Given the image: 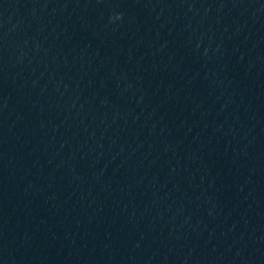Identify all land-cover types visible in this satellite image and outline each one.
<instances>
[{
  "label": "water",
  "instance_id": "water-1",
  "mask_svg": "<svg viewBox=\"0 0 264 264\" xmlns=\"http://www.w3.org/2000/svg\"><path fill=\"white\" fill-rule=\"evenodd\" d=\"M240 0H0V264H138Z\"/></svg>",
  "mask_w": 264,
  "mask_h": 264
}]
</instances>
